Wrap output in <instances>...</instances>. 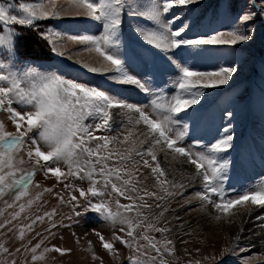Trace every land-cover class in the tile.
Returning <instances> with one entry per match:
<instances>
[{
    "label": "snow or ice",
    "instance_id": "6c2138e0",
    "mask_svg": "<svg viewBox=\"0 0 264 264\" xmlns=\"http://www.w3.org/2000/svg\"><path fill=\"white\" fill-rule=\"evenodd\" d=\"M200 7L201 0H0V197H14L5 204L8 208L19 207L10 219L0 221L3 233L13 232L14 222L33 205V198L18 202L29 196L36 172L40 171L62 184L69 198L59 192L56 195L69 207L70 215L67 223L53 219L56 209L36 215L30 223L20 225L21 241L25 229L31 232L32 225L43 223L45 218L46 232L53 238L60 228L99 218L114 229L111 240L96 232L110 254L115 256L118 250L113 242L118 241L134 253L129 257L130 264H170L167 257L178 259L173 240L167 238L175 227L168 226V217L175 211L170 205L175 201L176 206L183 207L181 200L191 205L196 199L199 207L215 209L216 220L228 216L240 220V231L223 249L222 256H235L255 246L241 243L248 239L243 235V224L252 213L264 209V178L238 188L229 184L233 179L229 157L236 135L235 112L223 110L227 122L213 141L197 137L201 127H211L215 119L213 115L210 120L206 89L228 85L239 68L235 61L221 63L212 70L199 64L223 51L235 54L239 51L237 45L252 40L257 21H264V0H250L245 10L231 18L227 28L204 25L202 14L197 15ZM64 17L87 19L73 22L74 27L83 30L69 31ZM40 21L51 23L42 28ZM126 22L139 40L127 39ZM25 29L35 30L46 42L53 63L21 59L19 38ZM69 42L81 45L78 51L94 53L93 59L77 60L79 68L58 59H73L66 51ZM88 74H100L103 80L96 76L88 79ZM116 85L134 86L145 94L148 103L129 102L116 92ZM261 93L264 101V89ZM261 110L264 112V103ZM117 115L126 116L129 126L143 125L139 143L147 147H141L135 155H131V148L127 155L109 150L110 144L118 142L109 134ZM5 121L14 125V131L7 130ZM128 135L123 136L125 141ZM185 136L191 138L189 144L184 143ZM158 150L195 170L182 182L170 178L159 163ZM114 156L118 163H109ZM259 162L264 167V152ZM25 164L30 171L23 167ZM140 164L151 169L155 190L140 187V181L134 179L140 171L135 166ZM197 183L199 189L185 196V190ZM120 197L130 203L121 204ZM153 205L159 211L146 215L144 209H152ZM174 218L181 219L178 214ZM255 220L260 221L264 231V216H256ZM137 229H143L144 234ZM183 230V225L177 229ZM149 231L161 233L164 239L156 240L147 234ZM141 239L147 244H140ZM41 243L31 245L29 240L28 245L21 243L14 251L0 243V264H17L15 254L21 248L31 253L32 261L43 259L42 254L37 255ZM53 250L61 254L71 251L55 245ZM89 251L93 261L101 260L103 264L90 241ZM253 256L243 257L244 264H249Z\"/></svg>",
    "mask_w": 264,
    "mask_h": 264
},
{
    "label": "rangeland",
    "instance_id": "374dc122",
    "mask_svg": "<svg viewBox=\"0 0 264 264\" xmlns=\"http://www.w3.org/2000/svg\"><path fill=\"white\" fill-rule=\"evenodd\" d=\"M214 0H201V7L198 9L197 15L202 14V23L204 25H210L212 28H227L230 24L231 18L238 15L245 10L246 6L250 3V0H220L216 5L208 7ZM10 2V0H9ZM221 10H226L225 13ZM67 28L69 31H77L83 29H77L74 27L73 22L78 20L87 19L84 17H64ZM43 28L51 21H40ZM147 23V22H146ZM21 28V26H16ZM125 36L130 41H137L139 37L129 28L128 23L124 25ZM259 27V20L256 24V31L254 38L250 41L243 42V46L237 45L239 51L235 54H231L227 51L214 54L210 59L204 60L199 64L200 68L212 70L218 67L221 63L229 61H235L238 65V73L233 74L234 79L229 81L228 85L220 86L219 88L206 89L210 104L208 105L210 120L214 115V123H211V127L202 126L197 134V137L203 139L206 142H211L220 134V129L227 121L223 119L222 112L224 109H232L235 112V139L233 141L234 149L230 150V159L232 161V176L233 179L229 181V184L233 187L245 186L249 183H256L261 178H264V167L260 165V155L264 152V112H262V93L264 89V37L261 38ZM2 30V29H0ZM94 30V29H93ZM26 33H30L32 37H36L37 41L41 43L39 58H33L23 56L20 54L22 60H31L39 64H51L54 61L51 59L52 53L49 51L46 42L42 40L35 30L25 29L23 35L19 38V50H24L21 38ZM143 44V41H139ZM258 54L253 56L254 47ZM151 47V46H147ZM82 48L81 45L69 42L66 47V51L72 56V60H68L67 57L58 58L64 59L67 64H71L76 68L80 65L77 60L89 61L94 57V53H88L84 51H78ZM20 53V52H19ZM250 55V56H249ZM260 61L259 63H257ZM75 75V73H70ZM96 76L98 80H103V76L100 74H88V79ZM111 82L105 81V84ZM174 91V89H170ZM116 92L122 96V98L128 100L131 103H148L145 98V94L131 85H116ZM226 94V95H225ZM252 104V105H251ZM193 107H197L194 105ZM183 113H181L182 115ZM2 118V117H0ZM7 130L14 131V125L5 121ZM143 125L129 126L128 118L126 116L117 115L114 119L112 131L109 133L113 137L118 138V142L109 145V150L114 154H128V149H133L131 155H135L141 147H147V145H141L139 141L143 139L140 129ZM131 133V135H128ZM100 134V133H97ZM124 135H128V140L123 139ZM191 138L185 136L184 143L189 144ZM157 157L161 167L165 170L170 178H175L178 182L187 180L188 173L194 171V166L182 163L181 160L174 158L171 155H167L165 152L157 151ZM253 157L255 162L253 163ZM109 163H118L115 158L109 161ZM150 163H153L150 161ZM23 167L30 171L29 165L25 164ZM140 171L134 179L140 181V187L147 188L148 190H155V180L151 173L150 168H145L142 164L136 165ZM66 170V169H65ZM51 176V174H49ZM63 181V177L61 178ZM79 183V182H78ZM39 185V187H37ZM87 186V182H85ZM200 185L194 184L185 190V196H190L195 190L199 189ZM45 188L52 189V192L44 191ZM65 195L62 191V184L58 183L53 177L51 179L45 177L42 172L37 171L34 177V183L29 188V196L22 198V201L18 203H26L27 199L33 198L34 203L29 208L26 207L25 211L21 213L20 217L14 223L16 228L13 232L7 234L0 230V243L9 247L10 251H14L15 247L21 245V243L28 245V241H31V245H35L41 242V247L37 249V255H43V259L32 261L31 253L25 252L21 248L20 253L15 254L17 264H101V260L93 261L92 252L89 251V241L91 242L92 250L103 260V264H130L129 257L134 253L125 245L118 241L113 242L114 248L118 251L115 256L110 254L107 249L103 248L102 242L96 235V232L102 233L107 240H111L114 229L106 224L99 218L91 219L87 222L82 221L80 225L73 227L60 228L55 231V237L53 238L46 232L48 225L47 218L43 223L37 221L32 225V231L28 232L25 229V239L21 241L18 232L19 227L22 224H28L36 215H43L44 212H51L52 209H56V215L53 219L59 222L64 219L67 223V217L70 215L69 207L59 202V197L56 193ZM40 194L39 199H35ZM78 195V193H77ZM69 197L65 195V199ZM115 194L113 195V208L115 209ZM14 197H0V221L5 217L11 218V213L19 211L18 206L8 208L5 204V200L9 203L12 202ZM121 204L130 203L123 197H120ZM145 200L151 202L148 197ZM183 207H178L175 201L170 205L175 211L172 216L168 217L169 227L175 225L172 229V235L167 237L173 240V244L177 251L175 256L178 259H169L170 264H186L187 261H191L192 264H196L199 261L200 264H244L243 257L252 256L255 254L249 264H264V239L259 244H262V249L257 247H249L243 253H237L233 256L230 254L221 253L223 249L230 246L233 241L234 235L240 231V220L228 216L222 220H216L215 209L201 208L199 207V201L193 199L191 205H187L181 200ZM192 208V211H184L183 208ZM159 210L153 205L152 209H144L146 215L151 216L153 213ZM234 211V209H233ZM259 213H263L260 216H264V209H260L251 214L256 216ZM180 216V221L175 220V215ZM95 216V214H92ZM167 215V213H166ZM232 219L233 223H228L227 220ZM254 220V219H253ZM250 221V218L245 220L243 228L246 223ZM183 225V231H177ZM163 226V225H160ZM119 227V226H117ZM137 232L144 234L143 229H137ZM151 237H155L156 240L164 239V236L159 232L149 231L147 233ZM140 244H147L146 241L140 240ZM242 244L255 245L248 243L245 240L241 241ZM53 245L71 249L70 252L63 254L57 253L53 250ZM48 248L49 251L45 252L44 249ZM207 257V259H206ZM214 257V259H211ZM238 257H241L238 259Z\"/></svg>",
    "mask_w": 264,
    "mask_h": 264
},
{
    "label": "bare ground",
    "instance_id": "6f19581e",
    "mask_svg": "<svg viewBox=\"0 0 264 264\" xmlns=\"http://www.w3.org/2000/svg\"><path fill=\"white\" fill-rule=\"evenodd\" d=\"M261 214L263 213H259L256 216H260ZM256 216H252L250 218V221L246 223L243 235L245 237H248V239H245V241L251 244H255V248L257 247V249L260 250L263 248V246L262 244H259V242L264 239V231H262L260 227V221L255 220Z\"/></svg>",
    "mask_w": 264,
    "mask_h": 264
},
{
    "label": "trees",
    "instance_id": "16d2710c",
    "mask_svg": "<svg viewBox=\"0 0 264 264\" xmlns=\"http://www.w3.org/2000/svg\"><path fill=\"white\" fill-rule=\"evenodd\" d=\"M220 0H214L208 7L216 5ZM221 12L225 13L226 10H221ZM21 38V42L23 43L24 50H19L20 54L23 56L39 58L40 48L38 46L41 45L36 39V37H32L30 33H26L25 36Z\"/></svg>",
    "mask_w": 264,
    "mask_h": 264
}]
</instances>
